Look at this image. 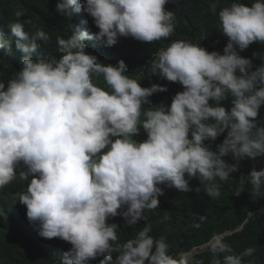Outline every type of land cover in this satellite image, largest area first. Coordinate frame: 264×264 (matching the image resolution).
Segmentation results:
<instances>
[{
  "label": "clouds",
  "instance_id": "clouds-1",
  "mask_svg": "<svg viewBox=\"0 0 264 264\" xmlns=\"http://www.w3.org/2000/svg\"><path fill=\"white\" fill-rule=\"evenodd\" d=\"M168 2L54 0V15L56 9L75 21L68 38L57 37V59L37 54L50 41L45 26L32 32L36 23L23 21L26 11L14 0H0V19L10 18L0 24V57H12L10 38L22 54L7 87L0 68V264H16L11 260L24 257L16 256L20 248L53 256L54 264H200L193 258L198 248L212 254L211 264H244L256 251L236 254L219 233L174 256L167 237H154L149 223L116 243L114 218L132 227L146 221L145 210L157 209L164 194L160 185L217 198L242 160L264 157V120L257 119L264 105V55L253 53L261 60L253 70L252 59L239 54L254 42L264 44V0L219 10L228 38L223 54L179 39L154 53L147 73L184 89L170 107L145 108L167 87H142L123 60L98 61L96 52L120 37L147 43L171 37L176 16ZM210 8L217 14L215 3ZM229 98L226 110L221 102ZM141 130L147 138L137 141ZM225 132L215 150L205 143ZM229 155L235 163L223 159ZM193 178L199 180L195 189ZM245 180L253 195H262L264 168L253 167L240 177L242 185Z\"/></svg>",
  "mask_w": 264,
  "mask_h": 264
},
{
  "label": "trees",
  "instance_id": "trees-1",
  "mask_svg": "<svg viewBox=\"0 0 264 264\" xmlns=\"http://www.w3.org/2000/svg\"><path fill=\"white\" fill-rule=\"evenodd\" d=\"M231 2L251 6L254 0H169L165 7L167 10L173 11L176 16V28L171 37L153 43L140 42L132 37H120L116 45L108 46L110 50L105 48L96 52L95 56L99 62L104 64L116 65L120 60H123L128 67V74L132 78L139 77L142 87H151L152 84L167 87L166 92H157L150 96L151 105H145V108L161 104L166 108L170 107L172 97L177 92L183 91V86L176 82H169L158 75H149L146 66L159 48L167 47L172 40L178 39L199 43L209 52L219 51L223 54L228 38L220 30L218 12ZM213 3L217 5V14H213L211 11L210 6ZM14 4L26 11L22 18L23 21L27 20L26 18H32L33 23L30 25L33 26L36 23L32 32H35V29L43 24L50 36V41L47 44L42 43L37 54L45 57L55 56L59 59L62 54L57 51V37L68 38L71 35L75 29L73 16L66 18L57 13L56 9V15H54V6L56 8L54 0H14ZM11 19L18 20L15 14L11 15ZM9 21L10 18L0 19V24L7 25ZM89 23L87 21L86 24L79 26L85 27ZM205 35L206 37L201 39ZM10 40H12V57H0V68L5 72L1 76V81L5 83L15 77L21 69L22 63V54L15 49V38H10ZM237 50L239 51V49ZM253 53L264 55V44L254 42L247 49L239 52L242 57L252 59L254 70L261 64V60L259 56H253ZM94 83L106 87L102 77H94ZM210 103L214 104L212 101ZM221 105L226 110H230L231 98L222 101ZM257 119L264 120V105L261 106ZM226 134L225 132L215 141H205V143L215 150L216 146L222 143ZM146 138L147 134L143 130L134 137L137 141H143ZM223 159L228 163H235L231 155ZM253 167L257 170L264 168V157H257L255 160L247 158L242 160L239 170L231 174L232 178L222 182L221 195L217 198H211L203 191L183 193L175 188L160 185L164 194L158 197L160 203L157 209L145 210L146 221L141 220L132 227L126 226L122 216L117 215L114 218L111 223L118 225V241L116 243L123 244L128 239L134 238L136 233L146 223H149L152 225L151 234L157 238L161 235L166 236L170 253L178 256L181 252H187L194 247L203 245L212 235L223 233L225 242L230 244L236 254L243 252L248 247L256 249L252 256L243 258L244 264H264V188H262V195L258 197L252 194V185L247 180L243 185L240 181V177L249 174ZM189 184L195 189L199 186V180L193 178ZM241 189L242 192L237 195L238 190ZM249 212L253 215L249 216ZM199 216H206V220L200 222ZM196 223H200L201 226L194 227ZM23 255L24 257L11 261L16 264H54L55 262L53 256L36 255L34 250L20 248L16 256ZM116 255L117 253H114V259ZM193 258L200 261V264H211L213 259L212 254L202 248H198V253Z\"/></svg>",
  "mask_w": 264,
  "mask_h": 264
},
{
  "label": "bare ground",
  "instance_id": "bare-ground-1",
  "mask_svg": "<svg viewBox=\"0 0 264 264\" xmlns=\"http://www.w3.org/2000/svg\"><path fill=\"white\" fill-rule=\"evenodd\" d=\"M47 252H50V251H47Z\"/></svg>",
  "mask_w": 264,
  "mask_h": 264
}]
</instances>
